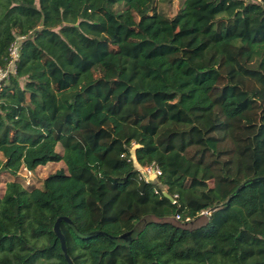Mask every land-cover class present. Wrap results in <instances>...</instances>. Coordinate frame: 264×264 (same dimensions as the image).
<instances>
[{
	"label": "trees",
	"instance_id": "1",
	"mask_svg": "<svg viewBox=\"0 0 264 264\" xmlns=\"http://www.w3.org/2000/svg\"><path fill=\"white\" fill-rule=\"evenodd\" d=\"M0 264H264V0H0ZM61 148V150L58 149ZM63 162L25 188L20 169ZM154 164L155 182L138 167ZM166 191L172 200L163 195ZM228 199V200H227ZM227 200V201H226Z\"/></svg>",
	"mask_w": 264,
	"mask_h": 264
},
{
	"label": "water",
	"instance_id": "2",
	"mask_svg": "<svg viewBox=\"0 0 264 264\" xmlns=\"http://www.w3.org/2000/svg\"><path fill=\"white\" fill-rule=\"evenodd\" d=\"M258 179H264V176H260L258 177ZM163 195L169 200H172L171 196L166 191H163ZM217 207H219V205H216L212 209L202 212L197 217L187 220V221H180L176 219L175 217H159L154 214H145L142 217H140L130 229L118 235L108 234L107 232L102 231V230H92L88 232H81L76 228L73 222L66 216H58L54 221L52 230L56 238L59 239L60 249H61L62 255L64 256V259L66 260L68 264H74L72 259L70 258V256L67 254V251H66L65 237L60 230L61 221L66 222L72 228L74 233L81 238H88V237L95 236V235H101L107 238L108 240H110L115 245L128 246L132 241H134L138 237L140 233H142L144 228L150 223H157V224L168 223L177 228H180L183 230H189V231L205 226L208 223L209 215Z\"/></svg>",
	"mask_w": 264,
	"mask_h": 264
},
{
	"label": "rangeland",
	"instance_id": "3",
	"mask_svg": "<svg viewBox=\"0 0 264 264\" xmlns=\"http://www.w3.org/2000/svg\"><path fill=\"white\" fill-rule=\"evenodd\" d=\"M156 4L158 7L164 9L168 15H172L181 5V0H156ZM58 149L61 150L59 147ZM58 168L65 169L64 163L48 162L45 165L38 166L34 171H28L25 168H22L20 169L16 180L27 189L41 188L43 179ZM12 179L13 178L9 175H0V196L4 193L6 182Z\"/></svg>",
	"mask_w": 264,
	"mask_h": 264
},
{
	"label": "built area",
	"instance_id": "4",
	"mask_svg": "<svg viewBox=\"0 0 264 264\" xmlns=\"http://www.w3.org/2000/svg\"><path fill=\"white\" fill-rule=\"evenodd\" d=\"M21 38L22 36L20 38H16L8 47L7 64L4 68H0V89L3 86V83L8 79L9 75L15 72V61L18 57L19 41ZM138 171L140 179L151 182H155L156 176L160 173L158 167L153 163L138 167ZM172 202H174V199H172ZM175 218L179 219V216L176 215Z\"/></svg>",
	"mask_w": 264,
	"mask_h": 264
}]
</instances>
